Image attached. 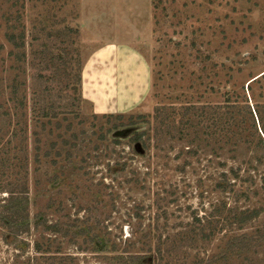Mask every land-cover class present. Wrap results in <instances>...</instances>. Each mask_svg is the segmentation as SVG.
I'll list each match as a JSON object with an SVG mask.
<instances>
[{
	"label": "rangeland",
	"instance_id": "1",
	"mask_svg": "<svg viewBox=\"0 0 264 264\" xmlns=\"http://www.w3.org/2000/svg\"><path fill=\"white\" fill-rule=\"evenodd\" d=\"M263 74L264 0H0V264H264Z\"/></svg>",
	"mask_w": 264,
	"mask_h": 264
},
{
	"label": "crops",
	"instance_id": "2",
	"mask_svg": "<svg viewBox=\"0 0 264 264\" xmlns=\"http://www.w3.org/2000/svg\"><path fill=\"white\" fill-rule=\"evenodd\" d=\"M115 47H118V46H115ZM112 48H113V46L109 47V49H112ZM118 48L120 49V47H118ZM104 51H106V50H104ZM118 56H120V58L117 60V62L107 61L108 59H106V57L102 58V56H101V58L98 60L96 59V60H92V61H89L88 63H86V65L83 68L84 73L82 74V85L84 84V86H83L84 89L86 87V89L85 90L83 89V90L85 92H87V95H90V93L88 92V88H93L95 86V84L93 83L94 80L98 81L96 83L104 82L102 84L108 85V83H105V81L107 82L108 79H110V74H112L117 69V68L115 69L114 66L118 67V69L121 71V69L124 68V65L129 63L128 61H130V60L128 58H126V59L122 58V57H124V55H121L119 53ZM129 64H131V63H129ZM129 64L126 65L125 67L129 68ZM130 66H132L131 70L133 69L134 73L133 74L131 73L130 75H128V73L126 72V75L122 76L121 79H124L123 80L124 83L131 84L132 91H128V93L126 92L129 95L128 100L126 97V102H125L124 98L123 99L120 98L119 101H117L115 103L118 106L125 105L131 101L130 100L131 99V97H130L131 92L133 94H135L138 89H141L140 90L141 93L139 95L142 96L145 93V91L148 89V81H147L148 70L145 69L146 67L140 68V65H133V64H131ZM136 70H138V71H136ZM122 71H124V69ZM132 78H136V79L134 80ZM112 83L114 84L116 82H112ZM93 93H94V91H93ZM85 95H86V93H85ZM99 106H101V105H99ZM100 109H102L100 111H105V109H103V108H100Z\"/></svg>",
	"mask_w": 264,
	"mask_h": 264
},
{
	"label": "trees",
	"instance_id": "3",
	"mask_svg": "<svg viewBox=\"0 0 264 264\" xmlns=\"http://www.w3.org/2000/svg\"><path fill=\"white\" fill-rule=\"evenodd\" d=\"M261 76H264L261 75ZM251 85V83H248L247 85V88H249ZM258 105V108L259 107H262L264 108V104H260V103H256ZM260 109V108H259ZM257 109L255 112H256V119L257 121L259 122V124L261 123V125H259V127H257V124L256 122H254L253 126L255 127V130L256 128L260 129V134H261V137H259V140H258V144L260 146H263V149H264V126H263V123H264V118H263V115H262V112ZM249 115H250V112H248ZM253 132H251L250 135H252ZM245 142H248L245 140ZM264 155V153H263ZM264 157V156H263ZM233 171L235 172L236 170L233 169ZM234 176L236 178H238V175L236 173H233ZM263 179H264V176H263ZM226 181L223 180L222 181V184H218L219 186L218 187H221L222 189H225V186H226ZM245 192V191H243ZM247 192V191H246ZM13 196V195H11ZM27 198L26 197H11L8 202L4 205V207L6 208L4 211L0 212V224L2 227H6V228H15V229H20V228H25V227H28L31 223H37L38 219L37 218H33L32 220H30L29 216H28V213L26 214V204H27ZM2 213V214H1ZM241 214L244 215L241 219H239L241 222H243V220H249L253 217H256L259 213L256 212L255 210H242L241 211ZM9 234H7L8 236ZM235 241L236 239H230L229 240V243H230V246L231 247H235ZM244 239L243 237L241 238V242H243ZM245 241H246V238H245ZM250 242V240H248L246 242V248H249V245L248 243ZM163 244V243H162ZM164 256L165 255V252H164ZM154 257H160L158 253H155L154 254ZM143 259V258H142ZM148 259H151L148 258ZM150 261L152 260H148L146 262H148L147 264L151 263Z\"/></svg>",
	"mask_w": 264,
	"mask_h": 264
}]
</instances>
